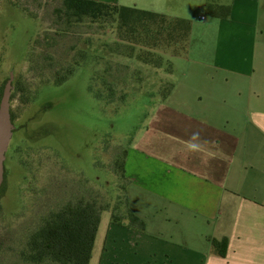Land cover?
I'll list each match as a JSON object with an SVG mask.
<instances>
[{"label": "rangeland", "instance_id": "374dc122", "mask_svg": "<svg viewBox=\"0 0 264 264\" xmlns=\"http://www.w3.org/2000/svg\"><path fill=\"white\" fill-rule=\"evenodd\" d=\"M210 1L231 0H168L167 6L195 23L201 15L210 19ZM260 4L264 17V0ZM61 6L62 0H0V98L13 75L16 128L0 189V264H26L20 252L29 235L82 195L109 206L101 214L92 264H99L104 248L108 259L118 254L105 235L112 215L126 217L127 180L119 166L132 143L158 142L151 116L158 117V102L182 76L176 62L171 81L164 80L168 60L176 61L171 55L184 42L150 47L164 54L157 68L138 58L151 49L120 38L117 21L69 22L56 13ZM147 216L158 217V211ZM165 223L173 230L174 223ZM119 257V264H141L124 252ZM158 261L159 255L144 264Z\"/></svg>", "mask_w": 264, "mask_h": 264}, {"label": "crops", "instance_id": "0c3cea01", "mask_svg": "<svg viewBox=\"0 0 264 264\" xmlns=\"http://www.w3.org/2000/svg\"><path fill=\"white\" fill-rule=\"evenodd\" d=\"M97 1L178 18L168 0ZM260 1H210L206 8L230 6V15L218 18L208 12L209 20L198 16L186 49L171 55L176 61L167 59L171 69L164 72V80L171 81L176 62L182 76L170 82V91L158 102V117L151 116L158 142L137 140L125 151L126 202L144 221L145 230L110 221L105 241L110 234L118 254L108 259L104 248L99 264H119L123 252L141 264L157 255L158 264H264ZM154 208L158 217L149 218ZM166 221L174 223L173 230ZM224 237L227 255L220 257L211 240Z\"/></svg>", "mask_w": 264, "mask_h": 264}, {"label": "trees", "instance_id": "16d2710c", "mask_svg": "<svg viewBox=\"0 0 264 264\" xmlns=\"http://www.w3.org/2000/svg\"><path fill=\"white\" fill-rule=\"evenodd\" d=\"M207 9L211 16L218 18H227L231 12L230 6L209 4ZM56 13L60 15L64 13L69 22L72 20L81 22L84 19L97 22L117 21L120 38L151 49L146 51V54H139L138 58L143 63L157 68L165 64L164 54L155 53L150 47L158 46L163 40L167 45L184 42L183 49L174 52L173 55L179 54L186 49L192 28V22L188 19L171 18L160 13L97 0H62V6L56 9ZM168 66L167 72L171 69L169 63ZM66 78L59 79L57 83L63 82ZM125 157L126 152L119 166L124 179ZM108 207V204L103 205L95 198L90 199L83 195L66 204L56 213H51L40 228L29 235L20 252L21 258L26 264H90L101 214ZM125 215L124 219L112 215V223L129 226L140 232L145 230L144 221L135 215L128 205ZM211 246L216 255L226 257L228 238L212 239Z\"/></svg>", "mask_w": 264, "mask_h": 264}, {"label": "water", "instance_id": "95a60500", "mask_svg": "<svg viewBox=\"0 0 264 264\" xmlns=\"http://www.w3.org/2000/svg\"><path fill=\"white\" fill-rule=\"evenodd\" d=\"M13 75L5 84L0 98V189L4 182L5 160L10 142L13 137L15 126L11 116V94Z\"/></svg>", "mask_w": 264, "mask_h": 264}, {"label": "flooded vegetation", "instance_id": "af4514ba", "mask_svg": "<svg viewBox=\"0 0 264 264\" xmlns=\"http://www.w3.org/2000/svg\"><path fill=\"white\" fill-rule=\"evenodd\" d=\"M14 133H16V128L14 129ZM14 133H13V135H14ZM16 148H18V147H16ZM6 166H5V174H6ZM4 177H5V175H4ZM5 180V179H4Z\"/></svg>", "mask_w": 264, "mask_h": 264}, {"label": "built area", "instance_id": "2783aa9c", "mask_svg": "<svg viewBox=\"0 0 264 264\" xmlns=\"http://www.w3.org/2000/svg\"><path fill=\"white\" fill-rule=\"evenodd\" d=\"M202 19H204V17L202 16Z\"/></svg>", "mask_w": 264, "mask_h": 264}]
</instances>
